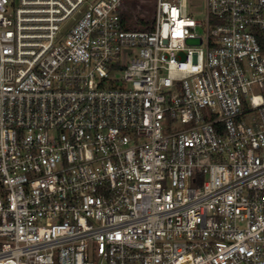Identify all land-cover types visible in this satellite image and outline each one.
<instances>
[{
	"label": "built area",
	"instance_id": "1",
	"mask_svg": "<svg viewBox=\"0 0 264 264\" xmlns=\"http://www.w3.org/2000/svg\"><path fill=\"white\" fill-rule=\"evenodd\" d=\"M200 1L0 0V264H264V0Z\"/></svg>",
	"mask_w": 264,
	"mask_h": 264
},
{
	"label": "rangeland",
	"instance_id": "2",
	"mask_svg": "<svg viewBox=\"0 0 264 264\" xmlns=\"http://www.w3.org/2000/svg\"><path fill=\"white\" fill-rule=\"evenodd\" d=\"M195 1L199 3V5L197 7V11L199 12L198 16L203 17L204 13L202 12V9H201V5H200L201 1L200 0H195ZM117 75H121V73H117Z\"/></svg>",
	"mask_w": 264,
	"mask_h": 264
}]
</instances>
